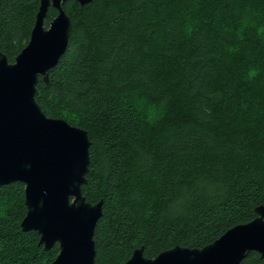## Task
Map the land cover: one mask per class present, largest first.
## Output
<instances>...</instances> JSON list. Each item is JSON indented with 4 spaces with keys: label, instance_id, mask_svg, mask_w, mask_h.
Segmentation results:
<instances>
[{
    "label": "trees",
    "instance_id": "16d2710c",
    "mask_svg": "<svg viewBox=\"0 0 264 264\" xmlns=\"http://www.w3.org/2000/svg\"><path fill=\"white\" fill-rule=\"evenodd\" d=\"M192 0H68L72 28L64 54L39 76L36 101L47 117L81 127L90 141L81 190L102 199L94 264H122L175 245L203 247L253 219L264 205V49L254 34L225 62L222 24L264 0H201L198 30L182 25ZM39 0H0V51L8 61L26 45ZM220 20H217V13ZM49 6L44 25L56 16ZM260 71L248 82L247 71ZM170 98L169 118L143 132L140 99ZM249 114L238 115L241 102ZM24 184L0 186V264H52L39 234L23 231ZM240 264H264L249 252Z\"/></svg>",
    "mask_w": 264,
    "mask_h": 264
},
{
    "label": "water",
    "instance_id": "95a60500",
    "mask_svg": "<svg viewBox=\"0 0 264 264\" xmlns=\"http://www.w3.org/2000/svg\"><path fill=\"white\" fill-rule=\"evenodd\" d=\"M66 1L39 0L29 39L14 61L0 51V186L24 184L21 229L36 231L45 250L58 244L52 264H94L93 234L103 201L90 203L81 190L90 163L88 133L62 118L47 117L36 101L39 76L48 82L69 42ZM75 1L85 5L92 0ZM49 6L57 14L46 27ZM254 211L253 219L203 247L175 245L148 258L140 246L122 264H240L251 251L264 261V205Z\"/></svg>",
    "mask_w": 264,
    "mask_h": 264
},
{
    "label": "clouds",
    "instance_id": "9594fccd",
    "mask_svg": "<svg viewBox=\"0 0 264 264\" xmlns=\"http://www.w3.org/2000/svg\"><path fill=\"white\" fill-rule=\"evenodd\" d=\"M200 9L201 0H192L181 29L184 36L188 39H191L193 34L198 30ZM233 17V19L222 24V30L228 39H234L235 41L234 43L227 44L224 48L226 63L231 62L230 57L239 56L244 53L250 32L254 34L255 45L259 49H264V8L252 6L238 8L234 11ZM217 20H220L219 12L217 13ZM259 75L260 71L258 68L250 67L247 71L246 79L252 83L257 80ZM137 111L141 114L143 132L148 134L169 118L171 111L170 98L165 97L156 102H151L142 97ZM237 114H249L251 118H256L255 113L250 112L249 105L243 101L237 108Z\"/></svg>",
    "mask_w": 264,
    "mask_h": 264
}]
</instances>
